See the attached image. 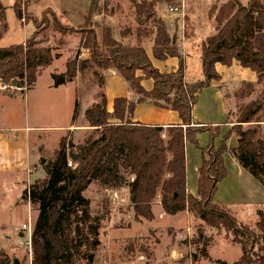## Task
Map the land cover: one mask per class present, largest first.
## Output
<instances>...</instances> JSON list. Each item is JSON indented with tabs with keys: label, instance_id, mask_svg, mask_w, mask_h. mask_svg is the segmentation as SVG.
<instances>
[{
	"label": "trees",
	"instance_id": "trees-1",
	"mask_svg": "<svg viewBox=\"0 0 264 264\" xmlns=\"http://www.w3.org/2000/svg\"><path fill=\"white\" fill-rule=\"evenodd\" d=\"M162 1L179 5L178 0H130L137 22L135 30L120 31L119 40L113 36L112 28L105 26L101 41L97 42L95 31L86 27L93 14L94 0H91L80 28V47L88 49L89 57L67 62L65 73L58 79L54 77V85L71 80L76 72L91 70L97 86L102 88L104 72L114 69L137 98L132 101L116 97L112 111L108 112L100 92L99 99L84 112L96 135H88L77 145L70 139H61L55 156L42 163L45 178L31 183L24 192L36 212L30 235V264H75L80 247L92 246L98 233L97 225L90 221L98 218L91 216L89 200L82 194L92 182L105 189L127 188L136 219L151 221L152 203L158 197L160 208L167 215L187 210L210 228L223 227L233 233L232 240L242 251L231 264H264V213L257 210L255 226L261 233L258 235L250 227L238 225L230 214L213 203L217 183L226 175L222 156L227 151L224 141L230 132L217 148L212 144L200 148L195 195L186 192L185 173V144L196 145L197 134L211 130L209 125L194 122L192 108L201 90L210 81L219 79L215 65L230 66L237 61L253 71L264 87V0H248L246 4L225 0L208 9L213 14L215 33L200 43L202 78L191 83L184 81L185 64L175 33L170 34L156 15ZM4 8L0 1V18ZM46 13H51L56 28H62L51 9L44 10L42 17ZM149 20L151 28L145 27ZM133 34L136 38L131 43L127 36ZM148 35L155 59H178L174 70L159 71L152 65L142 43ZM55 57L52 48L36 39L34 32L22 43L0 47V84L15 81L23 94ZM142 79L152 81L150 90L143 89ZM262 100L264 103V96L240 107L237 123L257 121ZM144 101L175 111L179 123L163 127L132 121L135 104ZM239 126L232 128L236 145L229 152L264 185V136L259 137L256 128L242 130ZM217 131L218 126L214 127V133ZM69 158L71 167L67 166ZM196 241L201 243V256L208 258L210 239L199 236ZM3 257L0 253V264H7ZM191 257V261H196V254Z\"/></svg>",
	"mask_w": 264,
	"mask_h": 264
},
{
	"label": "rangeland",
	"instance_id": "rangeland-1",
	"mask_svg": "<svg viewBox=\"0 0 264 264\" xmlns=\"http://www.w3.org/2000/svg\"><path fill=\"white\" fill-rule=\"evenodd\" d=\"M2 1L4 6L12 2V39L8 40L11 43H20L25 36H29L34 32L36 39H39L43 45L51 47L57 53L58 58L55 62L57 65H62L67 58H70L69 61H71L74 58L82 60L89 57V51L86 48H83L85 50L82 51L88 53L86 57L82 54L78 56L75 49L71 51L64 49V37L68 34L76 36V33L80 32L81 26L62 24L61 22H63L65 16H68L73 22H78L80 14L84 10L87 11L91 0ZM224 1L183 0L185 3V12H183L184 33L186 35L191 34L193 24L195 26L194 38L196 42L203 41L206 37L213 35L215 22L212 18L209 20V16L213 17V14L208 9L212 5L217 6ZM247 1L240 0L242 4H246ZM180 2L181 0H178L179 5H175L176 2L162 1L159 10L169 15V6L179 7V10L182 9ZM131 6L130 0H94L93 14L86 27H91L94 30L92 26H95V30L100 33V41L102 28L105 26L111 27L113 36L115 30L118 34L117 39L120 40V31L128 28L134 31L137 27ZM46 9L53 11L62 28L54 26L55 23L51 13H46L42 17ZM190 12H192L191 15ZM176 17L179 16L172 14L170 20H176ZM110 18H113V20ZM19 19L23 22L22 24ZM190 19L193 21L192 24ZM143 26L144 24L141 27ZM151 26V20L145 23V27L151 28ZM133 36L127 37L130 41L135 42ZM73 43L74 39L69 40L67 47L70 48ZM188 53L186 61L189 68L186 79L194 80L197 78L196 72H199L200 66L192 46L188 47ZM46 70L44 68L40 72L38 87L43 86L47 79ZM87 75L86 73L85 81L89 76ZM93 81L96 85L95 80ZM263 89L264 87L260 83L244 84L238 87L236 91L231 90V93L226 94L228 118L232 123V128L239 125L242 130L253 127L258 130L259 137L264 136L263 100L261 101L262 108L257 121L237 123L239 108L253 100H261L264 96ZM13 91L18 93L19 98L12 101V106L18 109L17 114L12 119V126L20 129L12 131L6 129L4 131L7 135H12V148L4 147L6 150H1L0 155V157H3V160H0V253L4 255L3 258H6L7 264H12L14 258L18 259V264H30L31 252L29 253L26 250L25 245H19L18 232L20 231L21 222H26L28 215H30L33 224L36 212L31 208L24 192L31 183L39 182L45 178L42 163L55 156L61 139H69V134L66 131H58L59 129L54 128L49 130L31 128L30 131H24L22 127L37 125L46 128L67 123L79 124L84 117L82 108L88 99L79 96L78 92L73 102L72 113L69 114L65 107H63V110H58L59 99H49L52 107L56 106L57 113L56 115H49L51 106L41 104L39 100L35 103L33 99H20L23 94L19 92L18 87ZM97 93L96 99H99ZM199 104L202 107L201 116L204 119L208 121L220 120L219 122H224L226 119H221V115L217 116L215 113H209L207 105L200 102ZM228 132L226 128L221 127L218 128L217 133H214V128L211 129V132L198 133L196 137L197 144H189L190 152L188 156L191 157L195 151L200 152V148L209 144L217 148L224 141V137ZM82 134V131L77 132L75 138L78 137V140H80ZM88 135H96L95 130L93 128L86 130L84 136L87 137ZM230 135L227 136L224 143L233 147L236 140L233 135L232 137ZM58 140H60L59 143ZM39 154L42 155V158H38ZM7 160H9V164L17 165L20 169H15V171L4 169L7 167L4 164ZM226 160L229 168L228 156ZM29 164L31 165L30 169L28 168ZM242 170H239L240 174L236 177V170L232 171L229 168V177L219 185V197L223 201L219 203V206L230 214L238 225L248 226L254 233L259 235L260 231L255 226V222L258 220L257 210L264 213V190H262L258 180L252 177L251 174L249 175L246 170L244 172ZM82 194L89 200L91 216L98 218L97 221H90L93 225H97L98 234L93 240L92 246L87 248L83 244L80 247L75 264H221L215 261H224L231 264L241 255V247L232 240L234 237L232 232L226 231L223 227L210 228L187 210L175 215H167L161 210L158 197L152 203L153 219L147 221L134 218L130 207V195L125 187L105 189L92 182ZM23 236H25V233ZM199 236L210 239L207 247L208 258H204L200 254L201 243L196 241ZM192 254H196V261L193 259L191 261ZM89 257H91V260H89Z\"/></svg>",
	"mask_w": 264,
	"mask_h": 264
},
{
	"label": "crops",
	"instance_id": "crops-1",
	"mask_svg": "<svg viewBox=\"0 0 264 264\" xmlns=\"http://www.w3.org/2000/svg\"><path fill=\"white\" fill-rule=\"evenodd\" d=\"M1 3H3L2 0H0ZM181 7L182 9L178 10L176 12H170V14H166L165 12H160L159 8L161 7L160 4L157 6L156 14L160 17V19L163 21V23L166 26L167 31L170 34L175 33L176 35V44L178 47V50L180 54L183 57L184 64H185V70H184V81L187 83L194 82L198 79L202 78L201 73V59H200V42H196L195 36H194V29L195 26L192 24L193 21L190 19L192 24V33L186 35L184 33V21L183 16L185 12V3L183 0H181ZM222 3V2H221ZM220 3V4H221ZM4 6V5H3ZM3 11V17L0 18V47L12 45V44H19V43H11L8 41L9 39H12V2H10L7 6H4ZM180 7V8H181ZM210 8V7H209ZM89 9V7H88ZM84 10L80 14V20L78 22H73L72 19H69L68 16L63 18L62 24H70L74 26H82L84 24L85 16L88 12ZM192 12H190L191 15ZM172 14H175L176 20L171 21L170 16ZM96 17L94 16V19ZM191 18V17H190ZM213 17L209 16V20ZM113 20V18H110ZM19 22L22 24L21 20L19 19ZM215 22V21H214ZM26 23V22H24ZM95 26H92L94 28ZM113 27V26H112ZM214 31H215V25H214ZM114 32V37L118 38V34ZM215 33V32H214ZM76 36H70L69 34L64 37L63 47L66 49V51H71L75 49V53H78V56L82 54V56L88 55L87 52H82L83 49L80 47V41H81V33H76ZM96 34V40L97 42H100V33H98L97 30H95ZM27 36L24 37L22 42L26 39ZM134 39L136 38L135 35L133 36ZM74 39V43L71 44V47H67V42L69 40ZM20 42V43H22ZM134 41H131L133 43ZM143 46L146 54L148 55L152 65L157 68L159 71L168 72L171 70H174L178 64V59L176 57H169L165 60H157L152 56L151 52V37L148 35V37L143 38ZM192 46L194 51L196 52V58L198 59V64L200 66L199 72H196L197 78L194 80H187L186 74L189 68V65L187 64L186 58L188 57V47ZM53 51V50H52ZM80 51V53H79ZM54 54H56V57L52 60L51 64L45 67L47 79L43 86L38 87L39 84V75H37L36 81L34 82L33 86L24 91L23 96H20V99H33L35 103H37V100L40 101V103L44 105L51 106V109L49 108V115L51 114H57L56 113V106L52 107V105L49 103V99H59V105L58 110H63V107H65L67 113H72L73 108V102L75 101L78 92L79 96H84L85 99H88L87 103L82 108V115H84L85 110L90 107L93 103H95L98 99H96V92L97 94H100V92L103 93L104 98L106 100V111L111 112L112 111V104L113 99L116 97H125L126 99L135 101L137 98V95L128 89L127 83L123 80V78L114 70V69H108L103 74V86L102 88H99L97 84L94 83V77L92 75L91 70H85L83 73L76 72L75 76L71 80H66L63 83H60L58 85H54V77L60 78L62 74L66 71V63L69 61L70 58H67L66 61L63 62L62 65H57L55 62L58 58V55L56 52L53 51ZM75 56V55H74ZM200 62V63H199ZM56 64V65H54ZM62 67V68H61ZM216 71L219 75L218 80H212L210 81L209 85L204 87L201 92L198 94L196 102L192 108V117L194 122L209 125L212 128L218 126V128H226L230 132V136H234L236 140V136L234 132L232 131V123L230 122L228 118V109L226 106V94L231 93V90H235L244 85V84H253L258 83L257 82V76L256 74L251 71L247 67L241 66L237 61H233L230 66H225L222 64L217 63L215 65ZM90 71V72H89ZM41 72V71H40ZM89 72V73H88ZM86 73L89 75L87 80ZM137 75H141L140 71H137ZM85 77V78H84ZM262 84V83H260ZM141 85L144 90L148 91L152 87V81L150 79H142ZM99 89V91H98ZM204 99H200L203 98ZM19 98V95L15 91L11 90H0V155L1 150H6L4 147H11L12 148V135H7L4 133L6 129L9 130H16L20 128H16L12 126V119L17 114V108L15 106H12L13 99ZM199 102L203 105H207V111L211 114L215 113L217 116L221 115V119H224V122H219L220 120H206L204 119L202 115V107L199 104ZM131 120L134 122H140L143 124L148 125H159V126H167L170 124H176L179 123L178 115L175 111L165 108H160L148 101L139 102L135 104V107L133 109V112L130 116ZM217 123H223V124H217ZM222 125V126H221ZM25 130L30 131L32 129H59L58 131H66L69 134V139L74 145L82 143L84 139V134L86 133V130L91 129L92 127L88 126V123L86 122L85 118L83 117V120L79 122V124L74 123H67L61 126H51L42 128L39 126H30L27 125L25 127H22ZM82 131V136L79 138H75V135L77 136V132ZM211 131V130H210ZM63 137V136H62ZM83 138V139H82ZM60 140H58L59 143ZM189 142L185 144V173H186V192L190 195H195L196 193V181L198 176V168L201 163V151H195L192 153V156L189 157L190 147ZM236 145V141H235ZM234 145V146H235ZM233 146V147H234ZM227 151L228 153L224 152L223 154V162L224 166L226 168V175L225 177L218 182L216 192L213 197V203L219 205V203H222L221 197H219V185L225 181L230 174L229 168L232 169V171L236 170V177L239 176V170H242L239 162L234 158L230 152L229 149L232 148V146H228ZM229 158L230 166L228 168V161L226 158ZM42 158V155L39 154L38 158ZM0 160H3V157H0ZM5 161V160H4ZM7 165L4 169H12V171H15V169H20L17 165H14L12 163L9 164V160L4 163ZM33 165V164H32ZM27 166V165H26ZM2 167V166H1ZM28 168H31V165H28ZM27 170V168H26ZM245 169L242 171L244 172ZM19 171V170H18ZM15 173V172H14ZM250 175V174H249ZM252 176V175H251ZM253 177V176H252ZM256 179V178H255ZM257 180V179H256ZM259 182V181H258ZM260 183V182H259ZM261 184V183H260ZM262 190H264V186L261 184ZM29 214V213H28ZM27 214V215H28ZM27 220V219H26ZM24 222H21V224ZM20 224V225H21ZM20 230V226H19ZM21 231L18 232V236L20 237ZM14 261H16V264H18V259L14 258L12 260V264H14Z\"/></svg>",
	"mask_w": 264,
	"mask_h": 264
},
{
	"label": "built area",
	"instance_id": "built-area-1",
	"mask_svg": "<svg viewBox=\"0 0 264 264\" xmlns=\"http://www.w3.org/2000/svg\"><path fill=\"white\" fill-rule=\"evenodd\" d=\"M168 10L170 12H174V11L176 12L178 10V8L169 6ZM16 88L17 87H15L14 85H11V83H9L8 85L0 84V90H11V91H13ZM67 166H69V167L72 166V161L70 160V158L67 160ZM27 189H28V187L26 188V190ZM31 230H32V221H31L30 215H28L26 222H24L20 225L21 235H20V241L18 243H19V245H25L26 250H28L29 253L31 252V250H30ZM24 233H25V236H23Z\"/></svg>",
	"mask_w": 264,
	"mask_h": 264
},
{
	"label": "water",
	"instance_id": "water-1",
	"mask_svg": "<svg viewBox=\"0 0 264 264\" xmlns=\"http://www.w3.org/2000/svg\"><path fill=\"white\" fill-rule=\"evenodd\" d=\"M10 83H11V85L17 86V84H16L15 81H11ZM73 158H74V157H73ZM89 260H91V257H89ZM14 264H16V261H14Z\"/></svg>",
	"mask_w": 264,
	"mask_h": 264
}]
</instances>
